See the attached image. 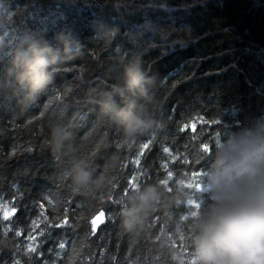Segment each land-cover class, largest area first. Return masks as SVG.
Wrapping results in <instances>:
<instances>
[{"label": "trees", "instance_id": "16d2710c", "mask_svg": "<svg viewBox=\"0 0 264 264\" xmlns=\"http://www.w3.org/2000/svg\"><path fill=\"white\" fill-rule=\"evenodd\" d=\"M5 31L54 46L58 33L69 34L80 47L24 111L18 96L0 92V264H175L174 252L191 264L183 217L196 209L167 197L179 195L183 181L205 200L194 186L216 139L264 126V0H0ZM134 59L154 78L160 123L129 145L95 100ZM53 120L73 133L100 180L92 191H75L67 161L49 154ZM130 182L165 196L135 233L120 224L137 189ZM101 211L105 222L93 234L90 222Z\"/></svg>", "mask_w": 264, "mask_h": 264}, {"label": "clouds", "instance_id": "9594fccd", "mask_svg": "<svg viewBox=\"0 0 264 264\" xmlns=\"http://www.w3.org/2000/svg\"><path fill=\"white\" fill-rule=\"evenodd\" d=\"M107 33L114 36L113 29ZM55 39L58 46L28 33L19 38L7 31L0 33V92L10 90L18 96L20 111L46 92L57 67L75 58L79 50V42L69 34L58 33ZM153 84L154 78L134 59L95 100L101 118L117 126L126 144L153 134L160 123L159 101L150 93ZM47 137L49 154L67 161L65 174L75 191L87 193L99 186L100 180L93 179L66 125L50 121ZM198 183L195 192L205 200L194 199L183 181L177 189L179 195L167 197L169 203L196 209L183 218L190 231L191 264H264V126L243 129L227 138L219 136ZM164 199L155 185L138 187L121 208L122 229L137 232ZM172 259L175 264H185L175 252Z\"/></svg>", "mask_w": 264, "mask_h": 264}, {"label": "snow or ice", "instance_id": "6c2138e0", "mask_svg": "<svg viewBox=\"0 0 264 264\" xmlns=\"http://www.w3.org/2000/svg\"><path fill=\"white\" fill-rule=\"evenodd\" d=\"M194 127H195V126H193V128H194ZM181 130L183 131L184 129H181ZM149 147H150V145H149L148 143H144V144L142 145V148H143V149H149ZM208 151H209L208 146H207V145H204V146H203V152L207 153ZM164 152H166V153L169 152V149H168V148H164ZM143 154H144L143 151H141L140 155L143 156ZM136 163L139 164L140 161L137 160ZM165 167H166V166H165ZM168 175H169V177H171L172 173L169 172ZM133 180H139V177H134ZM161 183H165V182L162 181ZM130 184H131V187H132L133 189H136V188H137V185H136L135 183H131V182H130ZM186 187H193V183H191V184H187ZM195 187H197V188L199 187V183H198V182L195 183ZM41 207H43V205H41ZM190 210H191V209H189V211H190ZM16 211H18V208L14 207L13 210H12V214H14ZM9 215H10V214H9L8 212H5V213H4V218L7 219V218L9 217ZM109 215H111L110 212H109ZM102 217H104V212H103V211H101L99 215L95 216V217L91 220L90 223H91V226H92V232H93V234H95L96 231L98 230V224H102V223L105 222V221L102 219ZM183 218H186V216L183 217ZM67 224H68V220H67V218H66L61 224H57V225H54V226H55V227H64V226L67 225ZM181 238H182V237H181ZM60 247L63 248L64 245L61 244ZM30 251H35V249H30Z\"/></svg>", "mask_w": 264, "mask_h": 264}]
</instances>
